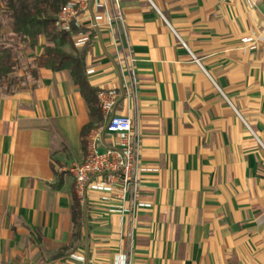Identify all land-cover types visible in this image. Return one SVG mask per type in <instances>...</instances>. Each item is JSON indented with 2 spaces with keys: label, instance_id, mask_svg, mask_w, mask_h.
<instances>
[{
  "label": "crops",
  "instance_id": "crops-1",
  "mask_svg": "<svg viewBox=\"0 0 264 264\" xmlns=\"http://www.w3.org/2000/svg\"><path fill=\"white\" fill-rule=\"evenodd\" d=\"M95 1L124 21L92 30L80 12L76 49L140 134L137 189L76 192L65 170L104 122L68 72L32 78L40 38L0 87V264H264V0ZM116 142L102 134L99 152Z\"/></svg>",
  "mask_w": 264,
  "mask_h": 264
},
{
  "label": "built area",
  "instance_id": "built-area-1",
  "mask_svg": "<svg viewBox=\"0 0 264 264\" xmlns=\"http://www.w3.org/2000/svg\"><path fill=\"white\" fill-rule=\"evenodd\" d=\"M256 0H247L250 7L255 5ZM103 6L95 0H70L61 7L56 20V27L63 32H71L72 26L81 29L79 20L80 12L91 13V29H97L98 22L105 21L111 24L113 19L123 23L124 18L118 10L115 17L104 16L97 11ZM75 48L84 47L90 40L87 33H77L71 36ZM244 43H251L245 39ZM133 64L134 60L131 58ZM91 71L87 72L90 74ZM131 80L135 85L133 67L130 68ZM118 92L114 90L100 91L97 93L98 107L103 119V126L91 132L86 139L87 155L83 162L74 163L66 168L75 183L76 192L82 195L87 188L104 193L117 192V197L123 199L130 188L136 191L138 185V172L140 167V134L133 129L132 121L128 117L117 116L114 113L118 100ZM115 135L116 144L100 153L98 140L102 134ZM93 179L103 180L94 182ZM79 260L83 258L78 257ZM118 264H127L121 261Z\"/></svg>",
  "mask_w": 264,
  "mask_h": 264
},
{
  "label": "trees",
  "instance_id": "trees-1",
  "mask_svg": "<svg viewBox=\"0 0 264 264\" xmlns=\"http://www.w3.org/2000/svg\"><path fill=\"white\" fill-rule=\"evenodd\" d=\"M69 1L0 0L10 30L8 41L20 44L23 49L34 50L39 39L43 38L45 45L42 54L34 60L32 78H37L39 69L68 72L73 84L84 98L89 115L96 121H101L97 102L98 91L89 85L86 77V51L77 50L71 38L72 34L84 31L72 26L71 32H63L55 25L61 7ZM66 46L71 47L72 52H67ZM16 64L15 46L0 47V87L14 73ZM92 129V124L85 126L81 131L82 137L86 138ZM72 222L78 230L83 227V205L77 200L72 206Z\"/></svg>",
  "mask_w": 264,
  "mask_h": 264
},
{
  "label": "rangeland",
  "instance_id": "rangeland-1",
  "mask_svg": "<svg viewBox=\"0 0 264 264\" xmlns=\"http://www.w3.org/2000/svg\"><path fill=\"white\" fill-rule=\"evenodd\" d=\"M7 25H8V21H7L6 17H5V14H4L3 4H0V26L2 27L0 29V47L9 46V45L10 46L11 45L15 46V48H16V58H18L16 60V63L20 64V66H21L22 62H21L20 57L23 56L22 55L23 47L20 44L16 43V42H9L8 41V36L10 35V30H9ZM29 66H31V64Z\"/></svg>",
  "mask_w": 264,
  "mask_h": 264
},
{
  "label": "water",
  "instance_id": "water-1",
  "mask_svg": "<svg viewBox=\"0 0 264 264\" xmlns=\"http://www.w3.org/2000/svg\"><path fill=\"white\" fill-rule=\"evenodd\" d=\"M85 214H86V209L84 207V211H83L84 221H85Z\"/></svg>",
  "mask_w": 264,
  "mask_h": 264
}]
</instances>
